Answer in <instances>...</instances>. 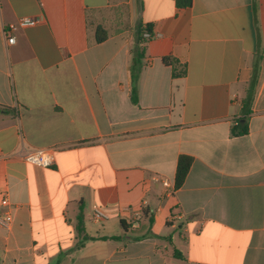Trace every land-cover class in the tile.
<instances>
[{"label": "crops", "instance_id": "crops-1", "mask_svg": "<svg viewBox=\"0 0 264 264\" xmlns=\"http://www.w3.org/2000/svg\"><path fill=\"white\" fill-rule=\"evenodd\" d=\"M23 18L38 23L8 45ZM140 24L155 36L135 92ZM46 148L50 168L22 160ZM4 197L0 264H264V0H0Z\"/></svg>", "mask_w": 264, "mask_h": 264}, {"label": "trees", "instance_id": "trees-1", "mask_svg": "<svg viewBox=\"0 0 264 264\" xmlns=\"http://www.w3.org/2000/svg\"><path fill=\"white\" fill-rule=\"evenodd\" d=\"M175 4L177 8H187L193 4V0H175ZM96 33H97V42L101 43L106 39L105 31L101 27L97 29ZM145 35L153 36V28L151 24H148V25L140 24L137 29V33H136V47L133 51L134 59H133V64L131 68L133 89L135 90V92L137 91L138 81H139L140 74L142 71V61L146 55V51H145L146 44L149 40H151V39H147ZM163 61L165 64L173 66L174 76L185 74L184 69L180 73L176 71L179 62L175 58L171 56H167L163 58ZM256 84H257V74L255 73L251 81V85L249 87L248 95L244 101L245 117L238 121V124L235 128L237 133L241 135H245L248 133L247 121L249 120L250 115L252 113L251 105H252L253 98H254ZM192 164H193V158L190 156L182 155L179 158L176 178H175L176 188H181L184 185L187 179V176L191 170ZM82 224H83V218L81 216L79 219V229L80 227H82ZM123 225L125 226L124 223Z\"/></svg>", "mask_w": 264, "mask_h": 264}, {"label": "built area", "instance_id": "built-area-1", "mask_svg": "<svg viewBox=\"0 0 264 264\" xmlns=\"http://www.w3.org/2000/svg\"><path fill=\"white\" fill-rule=\"evenodd\" d=\"M38 23L35 19L30 18H23L20 19L16 24L10 25L7 29H5V38L8 45H12L15 43V37L11 36L19 29L26 28L30 26H34ZM150 35H145L147 39L154 38ZM55 154L56 149L55 148H46V149H34V150H27L22 154V160L25 163L41 167V168H50L55 164ZM163 185L167 188H170L172 192L176 191V187L172 186L170 181L165 180L163 182ZM2 205L7 208L4 211L0 210V226L6 229H10L14 222V214L12 210L9 209V199L7 197H4L2 200ZM143 212L142 209H139V211L135 212L136 218L142 215ZM109 216L107 213L100 207H95L92 219L96 223H101L105 220H107Z\"/></svg>", "mask_w": 264, "mask_h": 264}]
</instances>
